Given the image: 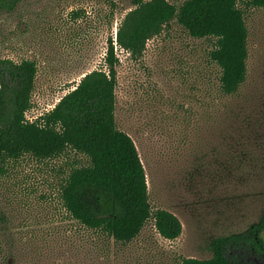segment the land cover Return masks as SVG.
I'll return each instance as SVG.
<instances>
[{
	"label": "rangeland",
	"instance_id": "1",
	"mask_svg": "<svg viewBox=\"0 0 264 264\" xmlns=\"http://www.w3.org/2000/svg\"><path fill=\"white\" fill-rule=\"evenodd\" d=\"M135 3L21 0L13 11L0 9V58L38 64L33 119L86 74L107 69L109 38ZM239 7L250 57L247 83L234 96L221 90V68L210 57L215 40L193 37L177 19L141 56L116 48L117 126L137 145L153 210L176 214L182 234L166 239L152 219L122 245L83 227L65 209L61 184L88 159L73 150L49 160L27 154L0 177V264H180L212 257L215 238L264 221V7L247 0ZM233 253L264 264L249 250Z\"/></svg>",
	"mask_w": 264,
	"mask_h": 264
},
{
	"label": "trees",
	"instance_id": "2",
	"mask_svg": "<svg viewBox=\"0 0 264 264\" xmlns=\"http://www.w3.org/2000/svg\"><path fill=\"white\" fill-rule=\"evenodd\" d=\"M21 0H0V9L13 11ZM240 0H186L177 7L169 0H136L109 38L107 69L86 74L54 109L31 123L38 64L0 58V177L10 163L29 154L39 160L63 156L68 150L88 159L74 165L61 184V199L71 218L83 227L127 245L154 219L162 237L174 240L183 231L179 217L166 209L153 210L147 174L134 139L116 122L117 46L138 57L147 42L174 19L196 38H213L210 57L221 68V90L240 92L248 80L249 29ZM264 7V0H247ZM264 221L249 231L220 236L211 243L212 257L184 258L180 264H256L240 262L235 250L264 258ZM2 243L0 240V257Z\"/></svg>",
	"mask_w": 264,
	"mask_h": 264
},
{
	"label": "built area",
	"instance_id": "3",
	"mask_svg": "<svg viewBox=\"0 0 264 264\" xmlns=\"http://www.w3.org/2000/svg\"><path fill=\"white\" fill-rule=\"evenodd\" d=\"M29 110L26 112V119H27V121H29V122H31V123H34L36 120L35 119H33L30 115H29ZM50 112V110L47 112V113H49ZM46 114V113H45Z\"/></svg>",
	"mask_w": 264,
	"mask_h": 264
}]
</instances>
